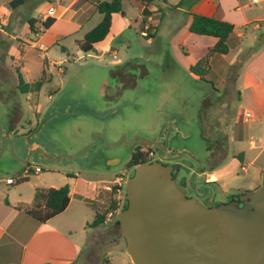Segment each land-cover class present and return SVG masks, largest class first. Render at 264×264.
Returning a JSON list of instances; mask_svg holds the SVG:
<instances>
[{
    "label": "rangeland",
    "instance_id": "1",
    "mask_svg": "<svg viewBox=\"0 0 264 264\" xmlns=\"http://www.w3.org/2000/svg\"><path fill=\"white\" fill-rule=\"evenodd\" d=\"M12 1L0 0V177L17 182L13 186L1 183L4 192L20 187L32 192L40 186L37 182L60 187L71 183L74 189L78 179L77 194L65 215L81 214L91 223L95 218L92 200L78 194L91 197L93 185H108L106 191L113 192L111 199L118 208L106 214L105 223L112 226H100L92 234V252L97 255L94 251L104 246L112 264H133L126 247L118 248L111 239L113 231L123 238L119 212L126 205V180L134 170L129 159L135 139L152 141L163 135V145L168 144L167 138L169 146L184 148L186 155L199 162L214 149V166L226 159L217 183L225 193L222 201H227V195L263 185L262 126L244 121L246 105L216 68L207 76L210 82L191 73L193 60L202 53L200 43L193 46L194 40L188 38L190 32L183 26L186 15L166 8V15H159L155 26L146 30L148 36H143L139 8L126 2L125 19L133 20L111 42L115 53L101 54L106 43L99 51L84 52L78 47V41L102 17L90 8L91 0H24L17 6ZM50 6L57 10L53 15L57 21L44 30ZM30 19H35L38 33L31 31ZM122 19L116 15L114 31L122 28ZM250 32L260 38L259 31ZM220 63L225 58L216 55L214 65ZM238 71V64L227 70L230 75ZM20 74L26 82L43 78L45 84L39 91L23 93ZM238 125L245 129V138L229 146L226 130ZM140 145L149 159H156L158 148ZM172 151L170 147L166 155ZM242 153L245 159L234 157ZM108 159L120 160L109 166ZM37 166L41 172L34 171ZM25 171L29 180L19 179ZM99 202L104 206L98 210L104 212L110 199L103 197Z\"/></svg>",
    "mask_w": 264,
    "mask_h": 264
},
{
    "label": "crops",
    "instance_id": "2",
    "mask_svg": "<svg viewBox=\"0 0 264 264\" xmlns=\"http://www.w3.org/2000/svg\"><path fill=\"white\" fill-rule=\"evenodd\" d=\"M101 1L104 0H91L90 8L94 12H98L95 10V5ZM126 2L133 5L130 0H125L124 5ZM166 8H169L172 12H181L186 15L183 26L188 32H190L189 26L193 19L192 14L214 17L233 24L234 30L229 41V53L214 54L210 57L207 76L213 68H216L224 79L227 78L226 81L234 85L236 93L241 96L244 102L243 104L246 105L244 121L258 123L262 126V130L264 131V0H258L256 3L253 2V0L155 1L152 5L148 6L152 14L147 19L146 24L142 26V33H147L146 30H148L151 25L155 26L154 23L158 21L159 15H166ZM65 11L64 9L63 12ZM118 14L124 16V19H122L120 23L122 28H118L114 31L113 23ZM139 14L142 21V9H139ZM48 16L49 15L46 14V17ZM50 17H53V15ZM102 18L103 15L101 20ZM125 18H128V15L124 9L121 13L113 14L110 32L103 41L95 44L97 51H99L103 43H106L101 54H103L105 50L115 53V51L111 49V42L125 29L129 20H133L132 17L128 20ZM255 22L256 24L252 27V23ZM54 24L50 28H52ZM251 30L259 31L260 38L257 36V33L250 32ZM150 33L153 37L154 33H152V30H150ZM143 36H148V34ZM188 38L194 40L191 44L193 46L200 43L198 49L202 54L193 60L195 64L203 58L207 54L209 48L217 42V38L213 36L198 35L192 32H190ZM36 44L37 43H33L32 46H37ZM40 48H44V46L41 44ZM216 55L224 56L225 63H220L218 66H215L214 62L216 60ZM44 59H46V57H44ZM235 64H238L239 71L234 73V75L228 74L227 70ZM220 82L222 84L225 83L224 80ZM235 122H238V120ZM226 134L229 137V146H231L232 142L244 140L245 129L238 125L232 127L231 130L227 129ZM251 143L253 147L256 146L254 141ZM261 152H264V145L261 146ZM236 156L245 159L244 153L241 155H234L235 158H237ZM225 162L226 159L223 160L221 162L222 164L219 166L212 169L210 168V170L208 169L201 174V176L207 177L208 181L212 182V186L218 188L219 191H222V189L217 183L224 169ZM28 176L29 175L26 174L25 171L20 178H27L29 180ZM115 180L116 179H114L113 182H115ZM77 182L78 179L74 184V189H71V183H68L70 187V203L66 210L45 222H40L32 217L26 212L25 207L33 202L37 188H58L60 187L59 185L37 182L35 185L40 186H37L34 191L27 193L22 191V187L13 193H11V190L4 192V190L0 188V264H101L104 259H108L109 264H112L113 258L108 256L110 251L106 250L104 246L100 247V251H94L97 255H100V259L96 258L97 255H94L92 252L94 240H91L92 234L98 232L101 228L100 226H108V228H110L112 225L109 226L107 222L100 226L91 227L90 224L93 221L89 223L88 218L84 215L78 214L77 217L65 215L70 209L74 197L77 194ZM14 184L4 185L13 186ZM108 188V185H102V187L93 185V190L95 191L94 196L87 197L82 194L78 195L82 198L86 197L95 200L98 198L101 190H109ZM112 234L111 242L113 245L116 244L118 248L124 249L126 247L125 240L119 237L114 231ZM100 243H102V240Z\"/></svg>",
    "mask_w": 264,
    "mask_h": 264
},
{
    "label": "water",
    "instance_id": "3",
    "mask_svg": "<svg viewBox=\"0 0 264 264\" xmlns=\"http://www.w3.org/2000/svg\"><path fill=\"white\" fill-rule=\"evenodd\" d=\"M175 167L154 159L126 180L119 225L132 263L264 264V183L209 206L187 195Z\"/></svg>",
    "mask_w": 264,
    "mask_h": 264
},
{
    "label": "trees",
    "instance_id": "4",
    "mask_svg": "<svg viewBox=\"0 0 264 264\" xmlns=\"http://www.w3.org/2000/svg\"><path fill=\"white\" fill-rule=\"evenodd\" d=\"M134 6L142 9V25L144 26L147 22V19L151 16L152 12L148 9V6L152 5L155 1L161 0H130ZM24 0H14L12 4L17 6L23 3ZM125 0H110V1H101L95 5V10L103 15L102 20L96 25L92 30H90L82 40L78 41V47L84 52L97 51L95 44L103 41L108 33L110 32L112 25V16L115 13L123 12ZM193 19L189 26L190 32L198 35L213 36L217 38V42L209 48L207 54L201 58L196 64L190 67V71L193 75L199 77L202 80L208 81L207 72L209 68L210 57L214 54H227L229 53L230 46L229 41L233 34L234 26L233 24L219 20L214 17H208L201 14H192ZM56 21V18L48 17L43 21L42 26L44 30L49 29ZM29 27L32 32L38 33L35 28V19H30ZM152 36V35H151ZM132 75V73L130 74ZM133 76V75H132ZM45 84L43 78L39 79L34 83L26 82L22 75L20 74L19 89L23 93H28L31 91H39L42 86ZM132 83L130 86H133ZM14 123V120H13ZM151 159L148 158L147 154L140 157H136L130 162V165H137L143 162H149ZM222 163H218L212 168L219 166ZM21 179V178H20ZM23 180H27L24 178ZM113 192L103 190L99 193L98 198L91 201L92 208L95 211V218L90 224L91 227L100 226L105 223L106 214L111 210L118 208L117 201L111 199ZM106 197L110 199V202L105 206V211L100 212L98 209L102 208V205L99 201ZM70 203V187L68 184L55 188V187H41L37 188L33 202L25 207L27 213L32 217L37 219L40 222H45L61 213H63ZM98 203V205H97ZM119 225V221H118ZM51 264V263H47ZM101 264H109L108 259H104Z\"/></svg>",
    "mask_w": 264,
    "mask_h": 264
},
{
    "label": "flooded vegetation",
    "instance_id": "5",
    "mask_svg": "<svg viewBox=\"0 0 264 264\" xmlns=\"http://www.w3.org/2000/svg\"><path fill=\"white\" fill-rule=\"evenodd\" d=\"M153 134V133H152ZM165 137L163 135L157 136L149 141V147H156L158 148V152L156 155V159L161 160L163 163H169L174 166H177L173 169V175L176 178L179 185L185 187L187 190V195L189 197H196L205 205H219L223 202H228L231 200H237L239 194H232L227 195L225 200L222 201L221 197L224 196V192L219 191L218 188L212 186V182L208 181L207 177L201 176L203 172L206 170L212 169L214 163L212 162L216 155L212 154L211 151L214 153V149L210 150L209 155L207 158H204L203 162H199V160L195 156L186 155V151L183 149H177L174 146H169V141L167 138V145H163L162 138ZM141 139H135L133 141V152L132 156L129 159V162H132L133 159L136 157H140L142 155H146L143 148H140ZM172 148V155L167 156L166 153L169 148ZM214 150V151H213ZM179 152H183L180 156H175ZM211 154V155H210ZM179 157V158H178ZM111 159H108V161ZM212 160V161H211ZM106 161V162H108ZM152 161V160H151ZM184 162V163H179ZM134 165L133 167H135ZM134 173V170H133ZM133 175V174H132ZM131 175V176H132ZM224 193V194H223ZM125 207V206H124Z\"/></svg>",
    "mask_w": 264,
    "mask_h": 264
},
{
    "label": "built area",
    "instance_id": "6",
    "mask_svg": "<svg viewBox=\"0 0 264 264\" xmlns=\"http://www.w3.org/2000/svg\"><path fill=\"white\" fill-rule=\"evenodd\" d=\"M253 2H258V0H253ZM56 13V9H55V7H53V6H51L50 8H49V10H48V15L49 16H52V15H54ZM143 35H147V33L146 32H143L142 33ZM41 170H42V168H40V167H35V172H41ZM26 174H29V172L28 171H26ZM1 183H4V184H6V185H12V184H14V183H16V179H14L13 177H0V184ZM109 189V188H108Z\"/></svg>",
    "mask_w": 264,
    "mask_h": 264
}]
</instances>
